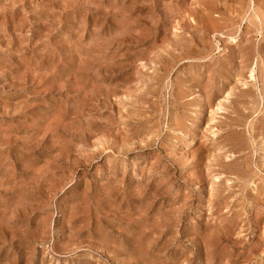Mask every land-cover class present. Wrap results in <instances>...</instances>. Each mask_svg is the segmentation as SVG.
I'll use <instances>...</instances> for the list:
<instances>
[{
  "label": "rangeland",
  "instance_id": "obj_1",
  "mask_svg": "<svg viewBox=\"0 0 264 264\" xmlns=\"http://www.w3.org/2000/svg\"><path fill=\"white\" fill-rule=\"evenodd\" d=\"M159 262L264 264V0H0V264Z\"/></svg>",
  "mask_w": 264,
  "mask_h": 264
},
{
  "label": "bare ground",
  "instance_id": "obj_2",
  "mask_svg": "<svg viewBox=\"0 0 264 264\" xmlns=\"http://www.w3.org/2000/svg\"><path fill=\"white\" fill-rule=\"evenodd\" d=\"M134 2V1H133ZM216 2V1H215ZM207 4V3H206ZM216 4V3H215ZM196 5V4H195ZM199 5V4H198ZM193 6V5H192ZM203 6V5H202ZM178 7V6H177ZM233 8V7H232ZM237 8V7H236ZM210 9V8H209ZM213 10V9H212ZM240 10V9H239ZM262 10V9H261ZM246 11V10H245ZM121 13V12H120ZM178 13V12H177ZM186 13V12H185ZM190 13V12H189ZM235 13V12H234ZM237 13V12H236ZM246 14V13H245ZM244 14V15H245ZM253 15V14H252ZM140 16V15H139ZM127 18V17H126ZM170 20V19H169ZM188 23V22H187ZM199 23V22H198ZM259 23V22H258ZM86 24V23H85ZM254 24V23H253ZM84 26V25H83ZM215 27V26H214ZM87 28V27H86ZM122 28V27H121ZM258 29V28H257ZM236 30V29H235ZM250 33V32H249ZM110 34V33H109ZM126 36V35H125ZM110 42V41H109ZM96 44V43H95ZM73 46V45H72ZM90 48V47H89ZM92 56V55H91ZM191 58V56H190ZM185 59V58H184ZM90 69V68H89ZM103 145V144H102ZM262 184V183H261ZM153 201V200H152ZM149 207V206H148ZM147 210V209H146ZM146 214V213H145ZM146 216V215H145ZM157 219V218H156ZM157 224V223H156ZM102 225V224H101ZM150 229V228H149ZM156 229V228H155ZM199 231V230H198ZM167 241V240H166ZM113 242V241H112ZM150 242V241H149ZM109 243V242H108ZM149 247V246H148ZM166 247V246H165ZM142 254V253H141ZM164 255V254H163ZM147 257V256H146ZM152 261V260H151ZM160 263V262H159ZM161 264V263H160Z\"/></svg>",
  "mask_w": 264,
  "mask_h": 264
}]
</instances>
